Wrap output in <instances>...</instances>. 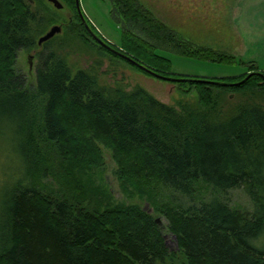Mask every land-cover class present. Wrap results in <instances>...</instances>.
<instances>
[{
    "label": "trees",
    "instance_id": "trees-1",
    "mask_svg": "<svg viewBox=\"0 0 264 264\" xmlns=\"http://www.w3.org/2000/svg\"><path fill=\"white\" fill-rule=\"evenodd\" d=\"M101 1L118 29L117 46L87 19L84 28L73 0H60L70 21L45 0H0V122L24 150L21 178L0 196V264H264V70L254 61L177 39L136 0ZM56 24L65 38L146 76L96 39L153 74L179 80L167 82L182 94L194 92L199 109L179 104L175 110L140 88L124 93L100 86L94 74L72 72L49 49L36 54L34 91H26L14 70L16 55L37 49V39ZM53 38L40 46L47 48ZM149 40L184 58L245 71L223 79L176 76ZM230 94L247 101L232 112L211 114ZM103 151L115 164L125 197L136 196L151 214L137 204L108 203L109 193L90 175L101 169ZM46 176L78 204L40 189ZM199 185L210 191L191 203ZM234 189L243 191L250 212L222 199ZM155 217L175 239L174 251L165 247Z\"/></svg>",
    "mask_w": 264,
    "mask_h": 264
},
{
    "label": "rangeland",
    "instance_id": "rangeland-1",
    "mask_svg": "<svg viewBox=\"0 0 264 264\" xmlns=\"http://www.w3.org/2000/svg\"><path fill=\"white\" fill-rule=\"evenodd\" d=\"M60 10L63 18L70 21L72 14L60 0ZM158 22L170 29L177 39L187 41L195 46L206 47L215 51L232 55L243 62L254 61L264 70V0H136ZM45 2H47L45 0ZM79 9L83 19L94 27L96 32L109 44L117 46L119 32L108 16V7L101 0H78ZM51 6V5H50ZM52 7V6H51ZM53 8V7H52ZM54 9V8H53ZM52 26L50 25L48 29ZM46 30V32L48 31ZM60 32L52 37L47 48L38 46L37 49L25 52L20 51L16 55L14 70L25 81V89L32 93L35 87V69L37 67L36 54L45 50L56 53L65 62V65L73 71H89L95 75L98 85L110 89H121L129 93L134 88H140L157 102L174 107L178 110L179 104L190 106L197 105L194 92L182 94L178 86L173 83L146 76L125 62L112 58L104 52L90 48L75 38H65ZM158 48V53L170 61V72L176 76L194 79H223L241 74L244 67L218 65L184 58L172 52L170 46L161 41L149 40ZM27 57H31V68H28ZM227 95V94H226ZM227 97V96H226ZM217 101L215 110L211 114L223 109L230 112L246 98L239 95H231L227 99ZM229 100V101H228ZM219 102V103H218ZM195 105V106H194ZM220 106V107H219ZM196 108V107H195ZM217 114V113H216ZM12 131L6 123L0 122V196L8 191L9 185L20 179L23 171V146L12 137ZM103 164L99 171L91 173L92 182L102 190L109 193L110 204L125 203L141 206L143 212L151 214L152 209L146 203H140L136 196L126 198L122 189L118 186L114 177L115 164L109 154L102 153ZM56 177V175H54ZM40 183L43 191L54 197L61 198L65 195L71 205L78 204L76 198H72L64 185L52 176L44 177ZM81 184V183H80ZM82 185V184H81ZM199 193L193 195L191 203H196L203 194L208 191L199 185ZM169 200L177 199L170 196L168 190L160 189ZM197 195V196H196ZM200 195V198L199 196ZM218 196V195H217ZM203 199V198H202ZM222 199L232 209L250 212V203L241 189H234L222 196ZM82 205V201H79ZM184 202V200H181ZM94 205V202L91 203ZM103 203H100L102 207ZM146 209L144 210V206ZM83 206H86L83 204ZM150 210V213L147 211ZM160 224L156 225L163 233V240L168 251L176 248L173 239L164 230L165 222L161 217Z\"/></svg>",
    "mask_w": 264,
    "mask_h": 264
},
{
    "label": "water",
    "instance_id": "water-1",
    "mask_svg": "<svg viewBox=\"0 0 264 264\" xmlns=\"http://www.w3.org/2000/svg\"><path fill=\"white\" fill-rule=\"evenodd\" d=\"M27 1H30V0H27ZM47 3H49L55 10H60L61 9V5L60 3L57 1V0H46ZM73 5H74V10H75V13L80 21V23H82V25L84 26L85 29H87V26L84 24V19H83V16H82V13L79 9V5H78V0H73ZM60 32V27L58 26H52L48 29V31L46 33H44L41 37H39L36 41V45L37 46H40L42 43L48 41L49 39H51L54 35L58 34ZM91 37L94 38V36L92 34H90ZM95 39V38H94ZM97 43L99 45H101L102 47H104L106 50L110 51L111 53L117 55L118 57L124 59L125 61H127L128 63H130L131 65H133L134 67L138 68L139 70L143 71L144 73L156 78V79H159V80H163V81H179V80H175V79H169V78H164V77H160L156 74H153L152 72L146 70L145 68L141 67L140 65H138L136 62L132 61L131 59L121 55L119 52H116V51H113L112 49H110L107 45L103 44L102 42H100L99 40H96ZM30 59L31 57H27V64H28V68L30 69L31 68V64H30ZM250 75L252 74H249L247 75L244 80H246ZM196 82H205V81H199V80H194ZM242 82V81H241ZM209 83V82H208ZM221 85H224V84H221ZM237 85V84H236ZM144 210L146 209V205L144 206L143 208ZM148 213H150V210L147 211ZM154 223L156 225H159L160 224V219L159 218H156L154 219ZM173 238V237H172ZM174 239V238H173Z\"/></svg>",
    "mask_w": 264,
    "mask_h": 264
},
{
    "label": "bare ground",
    "instance_id": "bare-ground-1",
    "mask_svg": "<svg viewBox=\"0 0 264 264\" xmlns=\"http://www.w3.org/2000/svg\"><path fill=\"white\" fill-rule=\"evenodd\" d=\"M51 40V39H50ZM97 40V39H96Z\"/></svg>",
    "mask_w": 264,
    "mask_h": 264
}]
</instances>
